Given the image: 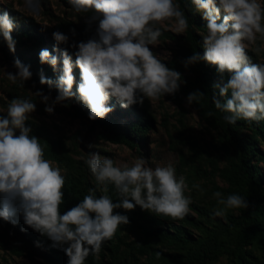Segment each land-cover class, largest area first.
<instances>
[{
    "label": "clouds",
    "instance_id": "clouds-1",
    "mask_svg": "<svg viewBox=\"0 0 264 264\" xmlns=\"http://www.w3.org/2000/svg\"><path fill=\"white\" fill-rule=\"evenodd\" d=\"M68 4L77 13H92L86 23L89 28L96 25V36L71 43L75 59L67 48L62 50L63 72L57 79L46 78L41 70L40 84L58 90L55 99L50 93L35 92L47 113L54 114L56 105L67 106L66 101L77 99L95 121L114 110L110 98L127 109L142 106L146 99L174 96L180 90L182 74L169 68L150 47L158 45L165 22L177 34L188 29V18L176 0H68ZM191 4L194 14L206 22L207 32L202 36L203 55L194 52L183 61L185 68L200 62L216 67L220 80L212 85V102L217 110L230 113L224 117L229 124L264 121V61L253 62L248 55L249 48L257 56L264 52V4L261 0H191ZM24 5L33 15L39 14L40 0H24ZM14 29L13 18L3 11L0 42L13 54L17 44ZM71 32L76 35L74 28ZM53 38L57 46L69 45V36L60 31L53 32ZM39 60L54 71L60 63V57L47 49L40 51ZM13 67L17 72L7 73L9 81L24 87L32 79L30 66L17 57ZM74 67L80 70L76 91ZM204 97L203 91L196 90L187 95V104H199ZM36 110L37 103L17 97L8 103L6 114L0 115V219L16 225L19 214L27 226L21 231L31 228L47 237L52 248L66 254L67 264H85L90 254L98 257L102 245L113 239L121 225L130 223L118 209L128 212L139 206L171 221L190 214L192 200L185 195L186 178L177 177L172 163L153 168L145 158H136L131 165H117L99 152L80 157L95 177L96 188L61 214L66 177L59 166L44 158L40 138L27 124ZM212 115L205 113L208 118ZM109 185L114 186L118 202L107 195ZM193 188L203 192L199 184ZM97 190L104 194L97 197ZM213 196L218 205L213 210L216 217L225 216L229 209L250 207L247 199L237 194L225 197L217 191ZM36 246L41 247L38 241Z\"/></svg>",
    "mask_w": 264,
    "mask_h": 264
},
{
    "label": "trees",
    "instance_id": "trees-1",
    "mask_svg": "<svg viewBox=\"0 0 264 264\" xmlns=\"http://www.w3.org/2000/svg\"><path fill=\"white\" fill-rule=\"evenodd\" d=\"M64 1L68 8L73 9L68 0ZM177 1L188 18V29L184 36L162 31L160 38L184 39L188 43L184 49L186 58L194 52L203 55V37L197 32L206 34V23L200 21L194 14L191 0ZM3 11H8L15 23L12 35L17 41L16 52L19 53V56L10 55L7 44L0 42L5 57L12 63L18 57L22 63L30 66L33 74L30 81L33 83L40 84L41 70L46 78L53 80L62 75V50L67 48L75 59L70 45L57 46L53 34L47 33L31 19L19 18L14 11L0 7V14ZM61 28L76 30L74 26L64 24L62 27L58 26L55 31L61 32ZM93 37L95 35L92 32H83L81 41ZM57 48L60 51H57ZM42 49H47L54 56L60 57L56 71L50 65L40 63L39 53ZM176 67L181 69L179 66ZM182 68L181 70L189 73L181 77V80L185 81L181 86L182 92L187 95L196 90L205 93L199 104H193L205 121V128L209 132L216 130L221 134L222 139L219 142L225 155L230 158L225 168L215 169L217 175L227 185V189L221 190V193L225 197L230 194L240 195L247 199L250 207L247 210L229 209L225 216L216 217L213 214V210L218 207L216 199L196 195L191 198L190 214L178 221L157 217L148 211L135 209L125 212L118 209L116 211L129 217L130 223L121 225L113 239L102 245L98 257L90 254L85 264H214L223 261L224 264H264V121L249 123L239 120L236 124H229L224 117L230 113L217 110L212 102L215 91L212 85L220 80L216 67L200 62L187 68L182 65ZM73 74L76 78L73 91H76L80 82L78 67H74ZM227 78L228 75L225 74L224 79ZM42 86L54 97L58 94L57 89ZM66 105L77 117L88 119L98 125L101 129L100 137L105 141L137 152H140L147 142V135L153 126V116L148 112L145 102L142 106L137 104L125 109L114 97L110 98L109 106L114 107V110L106 118L95 121L89 119V109L77 99L66 101ZM115 108L119 110L115 111ZM206 112H211L212 117H206ZM32 134L34 135L33 132ZM37 137L44 148L45 159L57 164L67 161L73 169L65 176L64 203L61 206V214H64L80 203L84 196L89 194V189L96 188L95 177L84 161L74 160L60 142L48 136ZM192 160L193 158L188 159ZM184 164L185 157L181 158L177 171L186 173V181L191 187L195 184L194 176L207 173L195 165L191 166L189 172L184 171ZM108 187L107 195L114 202H118L119 197L114 186ZM95 194L97 197L102 195L99 190ZM15 219L18 221L16 225L0 219V248L9 250L17 257L27 258L32 264H67L66 254L52 248V242L47 237L41 236L31 228L21 231L27 226L19 214ZM124 232H130L137 240L128 242ZM37 241L41 247L36 246ZM123 247L125 250L122 254Z\"/></svg>",
    "mask_w": 264,
    "mask_h": 264
},
{
    "label": "rangeland",
    "instance_id": "rangeland-1",
    "mask_svg": "<svg viewBox=\"0 0 264 264\" xmlns=\"http://www.w3.org/2000/svg\"><path fill=\"white\" fill-rule=\"evenodd\" d=\"M178 3V1L176 0ZM264 4V0H261ZM179 4V3H178ZM0 7L14 11L19 18L31 19L36 25L41 26L46 32L53 34L55 29L65 25H71L76 28V35L68 28H61V32L68 35L69 45L72 42H80L83 32H92L96 36L95 27L93 24L89 28L86 23V17L90 14L77 13L75 10L68 8L64 0H40V10L38 15H33L24 5V0H0ZM181 8V7H180ZM182 10V9H181ZM183 11V10H182ZM223 15V14H222ZM200 21L205 22L201 15L196 13ZM17 22V21H16ZM206 23V22H205ZM161 31L164 33L177 34L169 22H165L161 26ZM199 36L204 33L197 32ZM260 41H257L259 44ZM188 43L184 39H170L168 37H159L157 46H150L158 58L166 63L169 68H173L180 72L183 76L189 75L185 70H181L183 61L186 59L184 49ZM10 55L19 56V53L14 54L8 49ZM73 51H75L73 49ZM248 55L258 62L264 61V52L257 56L251 48L248 50ZM175 63V66H174ZM179 66L181 69L177 68ZM17 70L13 67L12 61L5 57L4 50L0 46V115L6 114L8 103L13 98L31 99L37 103V110L29 116L28 126L33 129L34 135L48 136L60 142L64 150L76 161L82 162L80 157H88L90 152H99L102 157L113 159L117 165L129 164L136 158H145L147 165L155 167L157 164L172 163L176 169L177 177L183 175L186 178V173L177 171L178 164L181 158L185 157L184 171H190L191 166L201 167L207 173H200L195 177V184H199L203 192L189 186L185 191V195L193 198L197 196L214 198V192H222L226 190L227 185L224 180L217 175L215 169L217 167L223 169L229 164V157L223 151V147L219 140L222 139L221 134L214 130L210 132L205 128V121L200 117L194 104L188 106L187 94L180 90L173 95L161 96L158 100H145V105L148 112L153 116V126L147 135V142L144 144L140 152L132 150L128 147L118 144H112L100 137L101 129L88 119L77 117L74 112L64 105H56L54 114L47 113L45 104L40 101V98L35 95L38 90L49 94L45 88L39 83H33L30 80L25 82V86L21 87L20 83H12L7 77V73L15 74ZM183 86V81L181 80ZM53 99L55 97L51 95ZM115 108V111H118ZM124 111V110H123ZM127 116L126 112L124 113ZM19 134V133H18ZM94 145L89 148V145ZM216 147L214 148V146ZM193 158L192 161L188 159ZM54 166H59L62 173L66 176L73 169L64 161L62 164L53 163ZM103 195L104 193L101 192ZM141 210L139 206L135 208ZM124 237L128 242L137 240V237L130 232H124ZM125 248H122V254ZM0 264H32L27 258L17 257L9 250L0 248ZM214 264H224L218 262Z\"/></svg>",
    "mask_w": 264,
    "mask_h": 264
}]
</instances>
